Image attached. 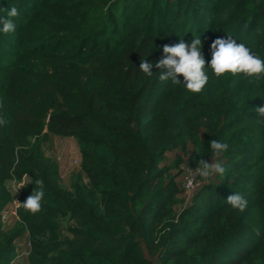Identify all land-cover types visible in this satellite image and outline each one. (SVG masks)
Returning a JSON list of instances; mask_svg holds the SVG:
<instances>
[{
  "label": "trees",
  "instance_id": "1",
  "mask_svg": "<svg viewBox=\"0 0 264 264\" xmlns=\"http://www.w3.org/2000/svg\"><path fill=\"white\" fill-rule=\"evenodd\" d=\"M0 264H264V79L216 77L200 93L159 79L163 46L217 38L264 59V0H0ZM2 27V25H0ZM153 64L152 74L139 69ZM74 137L65 185L49 134ZM228 144L214 157L210 141ZM217 159L223 176L186 186ZM44 182L42 209L4 218ZM240 193V212L227 197Z\"/></svg>",
  "mask_w": 264,
  "mask_h": 264
},
{
  "label": "clouds",
  "instance_id": "2",
  "mask_svg": "<svg viewBox=\"0 0 264 264\" xmlns=\"http://www.w3.org/2000/svg\"><path fill=\"white\" fill-rule=\"evenodd\" d=\"M19 15L18 9L12 7L7 12V16L0 19V31L4 34L15 31L14 19ZM202 41L200 37L193 38L190 43H185L183 39L174 45H164V56L155 63L157 69H162L159 79L161 81H171L173 85L181 84L178 77H183V84L186 90L192 93H200L209 81L206 66L212 70L216 77L226 74H243L250 78V82L264 79V59L253 53L250 48L243 43H237L234 39L217 38L211 44V60L207 63L202 55ZM153 64L147 60H141L139 69L146 75L152 74ZM256 113L264 118V107H258ZM6 119L0 116V126L6 124ZM264 123V119H261ZM228 144L217 139L210 141V148L214 157L219 158L228 150ZM195 173L200 177L208 179L212 176L225 174V167L217 159L216 162H207L204 159L198 161ZM35 189L25 202L17 203L30 214H37L42 209L44 193V182L37 179L34 182ZM193 186V180L187 181V187ZM18 190V189H17ZM16 190V192H17ZM226 202L234 209L243 212L247 208L248 201L240 193H234L227 197Z\"/></svg>",
  "mask_w": 264,
  "mask_h": 264
},
{
  "label": "rangeland",
  "instance_id": "3",
  "mask_svg": "<svg viewBox=\"0 0 264 264\" xmlns=\"http://www.w3.org/2000/svg\"><path fill=\"white\" fill-rule=\"evenodd\" d=\"M44 145L46 148V152L58 161L63 182L67 186L70 185L73 173L80 169L81 152L79 150L77 139L70 136H61L51 133L48 135V138L46 139ZM186 171L187 173L185 175L189 176L188 179H196V177L199 178L198 174H196L195 171L191 174H189L188 169H186ZM195 179L193 180L192 187H196L199 184L195 182ZM199 179L201 182L202 178ZM30 180L31 177L29 175H26L21 181L9 182V185L12 189L10 193L12 199L8 202L7 209L3 210L4 218H6V221H9L8 223H11L14 215L16 216L15 210L16 207L19 206L17 201L20 202L23 185L28 184Z\"/></svg>",
  "mask_w": 264,
  "mask_h": 264
},
{
  "label": "built area",
  "instance_id": "4",
  "mask_svg": "<svg viewBox=\"0 0 264 264\" xmlns=\"http://www.w3.org/2000/svg\"><path fill=\"white\" fill-rule=\"evenodd\" d=\"M189 170V174H191L192 172H194V169H188ZM188 175H186V180L188 181L189 179H188ZM195 179V178H194ZM194 179H192V180H194ZM187 181H186V186H187ZM188 188V187H187ZM193 187H191V188H189V189H192Z\"/></svg>",
  "mask_w": 264,
  "mask_h": 264
}]
</instances>
